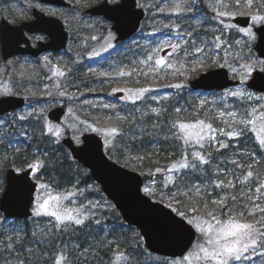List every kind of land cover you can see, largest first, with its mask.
Returning <instances> with one entry per match:
<instances>
[{
	"label": "trees",
	"instance_id": "trees-1",
	"mask_svg": "<svg viewBox=\"0 0 264 264\" xmlns=\"http://www.w3.org/2000/svg\"><path fill=\"white\" fill-rule=\"evenodd\" d=\"M70 1L73 2V0ZM96 1H90V6L94 5ZM168 1L153 0L151 5L146 8V18L139 32L131 40L120 43L119 47L104 59L94 62L86 55L78 59L80 55L75 50L73 56L75 59L77 58L78 62L74 69L66 71L65 76H62L60 89L75 96L76 102H73V107L71 110L69 109L68 114L77 116L82 122L81 129L84 124L109 131L112 127L118 129L117 134H111L112 147L106 153L120 165L139 172L144 178V185H147L148 181L155 177L156 189L150 195L153 200L172 208L179 215L183 213L184 215L180 216L187 220L207 219L206 216H203L205 204H208L211 209L213 207L212 200L226 197L227 204L232 206L231 195H237L241 202H245L244 197L240 196L241 192L252 195L255 193L256 187L264 184V149L259 147L251 127L248 128L244 136L239 138H229L222 135V132H217L218 140L229 144L227 149L219 151H217L218 145L215 142L205 143L203 149L191 145L185 146L182 140L172 136L169 128L176 121L193 122L196 119H205L206 122H212L214 128L223 127L227 131L229 129L223 121L229 118H219V111L235 112L238 119L248 118L251 108L256 107L260 110L264 100L255 98L249 100L247 97L232 96L223 98L221 97L223 92H195L191 87H184L166 97L160 92L165 88V85L171 82V79L165 80L160 74L151 72L144 76L141 72L132 70L131 76L123 77L119 81L129 89L149 88L150 91L144 94L142 100L135 103L132 101L122 102L112 108H107L103 104L84 103L87 99L102 95L100 84L102 80L87 72L95 64L116 63L118 66L131 69L148 68V65L139 64V61L146 59V56L152 53L156 43L171 35H181L187 32H192V37H189L188 43L184 44L179 61L192 62L194 60L192 57H183L185 48L190 51L195 46H199L204 37L215 40V37L219 36L220 31L215 29L219 20L212 19L214 13L211 11V7L214 0H195V4H193V0H187L184 6L191 8V11L180 14L168 11L174 5L171 2L170 6L167 4ZM223 2L228 6L223 10L231 11L234 15L248 14L249 11L255 14L256 9L264 14V7H261L259 0H254L251 10L243 7V0H241L239 8L235 7V0H223ZM166 4L167 8L161 12L159 9L164 8ZM201 14L205 15V20L201 18ZM78 31L80 34L90 33L87 29L80 27ZM193 38H195V45L192 44ZM236 39L237 35L232 31L227 43L233 46L232 60H230L240 64L247 61L241 59V56H248L255 51L247 52L245 45L238 47L235 44ZM74 40H76V34H72L70 37L71 43ZM15 59L10 62L16 61ZM10 62L8 61L9 64ZM151 63L149 62V64ZM47 76L42 71L32 76L18 77L16 68L11 69L8 64L0 63V78L8 80L13 85V94L26 97L27 105L32 104L33 96L41 95V89L47 81ZM254 94L260 97L264 95ZM204 95H208L210 98L205 100L207 103L201 107L200 101L202 100H199L198 96ZM177 107L181 109L180 113L175 112ZM152 108H159L160 114L152 113ZM258 113L259 111L256 114ZM12 115L16 116L17 114ZM120 117H127V119L120 120ZM0 120L4 122L0 124V196L5 189L7 168L23 170L29 165L39 164L34 177L40 182V185H46L43 189L40 187V190L53 194L70 195L75 199L73 204L77 208L87 212L88 215L95 213L91 209L89 201L94 197L104 200L105 195L93 180L90 171L78 161L71 160L68 149L61 144V141L47 132L46 114L41 117L31 116L24 120L15 117H4ZM154 124L158 127L153 128ZM78 131L66 130L65 134L79 138ZM165 136L168 138L165 139ZM197 150L209 159V164L200 163L195 169L177 170L179 165L184 162L182 157L187 154L191 160V153ZM251 153H255V156H252ZM232 160L243 165V168L232 164ZM173 164L177 165V169H173ZM248 165H252V168L249 169ZM160 168L173 170V177L166 184L157 172ZM249 170L253 171V177L244 181V175ZM221 180L225 184L232 181L235 188L217 187ZM90 184H95L96 188L86 190ZM196 187L200 188L199 193L196 192ZM256 195H259L260 199L255 203L264 207V188H261V192ZM249 207H251L250 202ZM193 209L196 211L193 212ZM236 210L243 211L247 221L253 219L247 215V209L240 207ZM217 215L223 219L226 213H217ZM95 220H99L100 224L97 225ZM56 223L54 218L46 215L39 217L34 215L30 219H15L10 222L5 219L0 222V249H3L8 243L15 244L17 250L23 245L24 248L30 250L29 252H20V258L25 260V264H53L55 255L60 249H63L64 254L69 257L70 264H84L83 261L76 259L79 250L75 249L74 245L80 244L83 247L87 242L91 246V255L87 264H119L122 260L126 264L151 263L150 259L145 257V253L148 256H152V254L147 253L144 243L138 240V238H142L140 233L137 234V237L133 235L132 227L122 220L115 207L100 209L95 217H89L85 226H75L71 222H65L59 227H54ZM32 233L35 235L33 236ZM258 249L264 253V248ZM118 254L124 255L117 260ZM9 259L11 264H16L14 258L9 257ZM254 260L255 262L252 264H264V255L260 254Z\"/></svg>",
	"mask_w": 264,
	"mask_h": 264
},
{
	"label": "water",
	"instance_id": "water-1",
	"mask_svg": "<svg viewBox=\"0 0 264 264\" xmlns=\"http://www.w3.org/2000/svg\"><path fill=\"white\" fill-rule=\"evenodd\" d=\"M43 3L59 7H70L67 0H40ZM86 14L102 16L113 23L112 29L117 34L116 42L132 38L145 18V10L137 7V0H121L111 4L108 0L86 10ZM35 17L18 26L11 25L3 19L0 25V44L3 60L17 55L39 56L43 52L60 51L66 48L69 33L64 23L54 17H49L33 10ZM233 22L242 28L249 27L254 21L249 15H239ZM255 28L258 42L255 46L260 58L264 59V36L260 29ZM25 32L44 33L49 37L47 42H40L38 48L31 46ZM25 44V46H24ZM176 49L166 48L162 56L171 55ZM240 80L231 78L230 72L224 67L202 73L192 80L190 85L195 91H223L239 86ZM255 85V86H254ZM264 71L255 70L246 86L258 93H264ZM123 93H117L122 96ZM26 105V99L21 96L9 95L0 98V116L20 110ZM66 109L57 106L48 112V118L61 123ZM74 160L80 162L91 172L92 178L101 185V189L120 212L124 222L138 228L144 239L146 248L153 254L168 258H182L193 246L197 239L196 228L187 220L177 215L171 208L161 202L154 201L143 192V176L117 162L111 160L104 149V141L96 133H86L82 143L76 144L70 136L62 140ZM35 167L17 172L8 168L5 172L6 187L0 197V210L9 219H26L33 215V204L38 183L33 180Z\"/></svg>",
	"mask_w": 264,
	"mask_h": 264
},
{
	"label": "rangeland",
	"instance_id": "rangeland-1",
	"mask_svg": "<svg viewBox=\"0 0 264 264\" xmlns=\"http://www.w3.org/2000/svg\"><path fill=\"white\" fill-rule=\"evenodd\" d=\"M90 1H93V0H73V2L71 1L73 4L72 7L69 9H65V8L43 4L39 0H0V22L2 18H6V20L9 21L12 25H19L24 21L31 20L33 18L32 10L34 8H37L39 11H41L42 13H44L45 15L49 17H54V18H58L62 20L65 24L67 31L70 34V37L72 34L74 35L76 34V40H74L73 43L69 41L68 47L64 51L44 53L38 58H33L30 56L29 57L24 56V57H19V58L16 57L15 60L17 62L13 61L9 64L8 61H4L2 59L1 51H0V63L8 64L9 66H11V69L16 68L18 70V77L19 76L21 77L32 76L42 71L46 75H48L47 81L45 82L44 86L41 89L42 90L41 95H38L39 97L33 96L32 104L27 105L24 109L20 110L19 112H16L17 114L16 116L10 114L6 116L5 118L15 117L19 119V117L24 116L26 117L25 119H27L31 116L41 117L43 114H46L47 126L51 125L54 131L56 129L61 130V134L59 137H56L55 135L51 133L58 141H61L62 138L66 136L65 134L66 130H76V131L79 130L78 133L80 137L85 133L93 132L101 136V138L105 142V151L107 152L108 149L111 150V147H112V142H111L112 135L109 130L101 129L94 125H90V124H86V125L84 124V126L81 129L80 124L82 122L77 118L75 114H71V115L67 114L63 120V123L60 125L53 124L49 122L47 119V113L50 109L61 105V106H65L68 110L69 109L71 110L73 107V102H76L75 101L76 98L74 95L67 93L64 89H60L62 86V83H61L62 77L53 75V72L57 68H59L60 70L64 72L74 69L76 63L78 62L77 58L75 59L73 56L74 55L73 52L75 50L78 53V55H80V58L78 59H81L83 55H86L88 59L94 60V62H96L95 60L104 59L105 57H107L108 54L112 53L120 45V43H117L115 41L116 33L112 30V22L106 20L103 17H92V16L86 15L85 10L87 8H90V3H89ZM102 1L103 0H97L95 4H99ZM119 1L120 0H114L113 2V0H109V2L113 4L118 3ZM152 2L153 0H138L139 7L145 10L148 6L151 5ZM171 2H173V4L175 3L185 4L187 3V0H169L167 4L171 6L170 4ZM167 4L166 6H164V9L167 8ZM223 9L224 8H219L218 10L226 11V9L225 10ZM211 11L214 13V16H215L216 12L213 10V5L211 7ZM234 16L235 15L233 14L230 17L222 18L224 20V25L221 24L220 26L221 28L220 30H223V31H221V35H219L220 37L219 42L212 40V39H208L207 37H204L202 39L203 41L200 43L199 47L204 48V54L196 53L194 49L190 50V52H192V55H189V56L194 59L192 62H189L186 60L183 62L179 61V56L181 55L183 51L185 40L189 38L188 36H186V34L189 32L181 34V35H171L169 37H166L165 39H162L158 43H156L153 49L159 46L161 50L157 56H154V59L162 56V51L165 48H168L166 46L167 44L170 43V44L181 45L180 49H177L170 56H168L169 62L174 63L175 67L173 69L165 68L161 72L155 73V74H160L165 80H167L168 78L171 79V82L168 85H165L164 86L165 88L161 90L162 91L160 92L161 95L169 97L172 95V92L179 91L180 89L184 87L185 88L190 87V81L194 80L202 73L207 72L211 69H216L220 67L227 68L233 77L238 78L240 80V76L243 75V73L240 71V65L247 63L249 61L246 59L247 61H243L240 64H237L231 61L232 60L231 56L233 54V50H232L233 46L227 43L228 41L227 38L229 36L230 30L233 29L232 31H234V34L237 35L235 44L238 45V47H241L246 44L247 36L245 33L239 32L237 30L240 27H237L233 24L232 18ZM201 18L204 19L205 15H201ZM219 19L221 18H217V20ZM229 24L234 25V27H231V28L226 27V25H229ZM258 25L260 24L254 22V24L251 26L254 32H255L254 30L255 27ZM79 27L83 29H87L88 32L90 33L80 34V32L78 31ZM256 36H257L256 41L251 44L250 48L247 47V52H250V50H254V47L256 46V43L258 41V35L256 34ZM92 37H97V39L93 40ZM31 39H32V43L35 45L37 41H46L48 38L45 34L38 33L36 35L31 36ZM237 41H239V43H237ZM214 43H220V47L218 48L214 47L213 46ZM109 45H111V47H109ZM93 53H99V55H94ZM44 57H48V60H45ZM183 57H187V56L183 55ZM257 57L258 55H256L255 58ZM200 62H203L207 66L201 69L198 66ZM181 64H183L182 68H181ZM153 67H154V64H153ZM193 68H196V71H193L192 70ZM233 68H236L237 71L233 72L232 70ZM143 69L145 72L149 71V67H148V68H136L135 72L140 73L141 70ZM177 69H179V71H176ZM256 69H260V68L258 67ZM121 70L125 72H130L133 70V68L131 69L127 67H121V66H118L116 63L106 64V65H104V63L95 64L94 67L89 68L87 72L92 73L93 76L102 80L100 82L102 86V93H101L102 95H99L98 97L92 98L90 100L87 99L84 101V103L85 104H103L104 106L108 105L109 107L107 108H112V106L116 104H121L122 102H126V103L130 102V100L125 99V97L129 95L128 91H123L122 92L123 95L121 97L117 96V93L119 92H115V93L113 92L114 88L129 89L124 85L123 82L119 81V79L128 76V75H124V76L118 75L117 73ZM255 70H253V72ZM180 72H183L184 74L181 75ZM103 73H107L108 75H102ZM252 73L250 77L252 76ZM250 77L248 78V80L250 79ZM38 80L42 81L41 79H38ZM246 82L243 85L244 89L247 92L252 93L253 98L259 99L260 96L254 94L253 91L248 89V87L246 86ZM176 83H182L184 86L182 88H175L171 86ZM57 84L60 85L59 88L55 86ZM5 87L11 89V93L5 94L3 91ZM240 87L241 85L225 90L223 94L221 95V97L223 98L229 97L230 96L228 95L229 92L234 91ZM131 90L134 93L137 89H131ZM60 91H64L66 95H63V96L59 95ZM13 92H14L13 85L8 80L0 78V97L7 96V95H13ZM209 98L210 96L208 95H204L200 97L198 96V99L202 101L208 100ZM259 115H260V111L258 114H256V117H258ZM222 135L224 134L222 133ZM76 141L78 143L81 142L79 138H77ZM71 160L73 159L71 158ZM157 172L159 173V175L162 176L165 184L168 183L173 177L172 169L160 168ZM155 180L156 178L154 177L148 181L147 185L143 186V191L145 188L149 189L148 192L144 191L149 196L156 189L157 181ZM95 188H96L95 184H90L86 187V190H94ZM49 195H52V196L59 195L61 197V203L69 209L77 208L73 204L75 202L74 201L75 199L70 195L53 194V193H50L49 191L39 190L36 194V202H35L33 210L36 207V203L38 199L42 200ZM64 197H67V199H64ZM109 202L110 200H108L106 196L104 200H101L99 197H94L91 201H89V203L91 205V209L95 213L91 215L89 214L88 216L95 217L98 214V211L102 208L112 209L114 206ZM5 219L6 218L4 214L0 211V222H2ZM10 221L12 220H8V222ZM132 231H133L132 232L133 235L137 237V234L139 233L138 230L132 227ZM138 240L144 243L142 238L141 239L138 238ZM202 243H203V240L201 238V233L198 232V239L194 247L192 248V250L186 256H189L190 253L196 252L198 250V247ZM147 253L149 252L147 251ZM261 253L263 252L260 251L258 248L256 249L255 253H252V251L250 250V252L246 254V256H249L250 259H246L242 261H233L232 264H252L255 262L254 260L255 257L259 256ZM145 255H146L145 257L149 258L151 261V263L148 262L145 264H188V262L183 259L184 257L180 259H172V258H161L160 256H157L154 254L152 256H148L145 253ZM153 261L155 262L152 263ZM119 264H126V262L122 260V262H120ZM192 264H197V262L193 260Z\"/></svg>",
	"mask_w": 264,
	"mask_h": 264
},
{
	"label": "snow or ice",
	"instance_id": "snow-or-ice-1",
	"mask_svg": "<svg viewBox=\"0 0 264 264\" xmlns=\"http://www.w3.org/2000/svg\"><path fill=\"white\" fill-rule=\"evenodd\" d=\"M114 2V0H113ZM261 7H264V0H259ZM193 4H195V0H193ZM254 5V0H243V7L252 9ZM241 6V0H235V7L239 8ZM228 6L224 4L223 0H214L213 10L216 12V15L212 17V19H219L220 24H224L223 17H230L234 13L231 11H219V8H227ZM161 12L165 11L164 8L159 9ZM169 12L173 13H183L185 11H191V8H186L183 3H175L172 8L168 9ZM252 21L264 25V14L260 13L259 9H256V14H252L251 11L248 13ZM226 27H234V25H226ZM239 32L245 33L247 36V42L245 47L250 48L251 44L254 43L257 39L256 33L253 31L252 27H244L238 28ZM261 35L264 36V27L260 29ZM188 37H192V33L189 32L186 34ZM93 40L97 39V37H92ZM215 41L219 42L220 37H215ZM188 43V40H185V44ZM239 43V41H237ZM192 44L195 45V38L192 39ZM167 47L172 49H180L181 45L179 44H167ZM214 47H220V43H214ZM111 47V45H109ZM160 47L153 49L151 54L146 56V59L140 60L139 64L148 65L149 71L144 72L141 70V74L147 76L149 72L159 73L163 69H173L175 67L174 63L169 62L167 56H160L159 58L154 59V56H157L160 52ZM194 51L199 54H204V48L196 46ZM94 55H99V53H93ZM184 55L189 56L192 55L187 48L184 49ZM255 57V53L252 52L248 56H241V59H247L249 62L240 65V71L243 75L240 76L241 87L231 91L228 95L232 97H247L249 100L253 99V94L247 92L243 85L250 77L253 70L256 68H260L261 71H264V59L259 57L252 59ZM45 60H48V57H44ZM152 62V64H149ZM11 63V62H10ZM154 64V67H153ZM201 69L206 67L207 65L203 62H200L198 65ZM183 64H181V68ZM196 71V68L192 69ZM233 72H236L237 69L233 68ZM136 71V69H133ZM176 71H179L177 69ZM120 76L132 75V71L125 72L123 70L117 73ZM175 74V73H174ZM183 75V72H180ZM53 75L55 76H65V72L57 68ZM102 75H108L107 73H103ZM57 88L60 87L59 84L55 85ZM175 88H182L184 85L182 83H176L171 85ZM255 86V85H254ZM260 87H264V85H260ZM5 94L11 93V89L5 87L3 89ZM128 91L129 95L125 97V99L132 101L135 103L138 100H142L144 94L150 91L149 88H139L134 93L131 89H122V88H114L113 92H123ZM59 95H66L64 91H60ZM259 99L264 100V95L259 97ZM207 101H200V106L203 107ZM105 107H109L105 105ZM114 107V106H112ZM260 111V115L256 117V113ZM152 113L160 114L161 110L159 108H152ZM176 113H180L181 109L179 107L175 108ZM219 118L228 117L229 119L224 120V124L227 126L229 130H225V128H214L212 122H206L205 119H196L193 122H181L176 121L171 124L169 131L172 136L176 139L182 140L185 146H193L199 149H203L205 143L211 144L215 142L218 145L217 151L220 149H227L229 144L223 143L218 140L217 132H222L225 136L229 138H239L245 135L246 131L249 127H251L252 132L255 133V139L258 141L259 147L264 149V105L261 106V109L258 110L256 107L251 108V113L248 118H237V113L235 112H218ZM256 117V118H252ZM26 117H19L20 120H24ZM120 120H126L127 117H120ZM4 123L0 120V124ZM153 128H157L158 125H152ZM175 129V131H172ZM95 130V129H94ZM47 132L52 133L56 137H59L61 134L60 129H56L54 131L51 125L47 126ZM111 134H117L118 129L116 127H112L110 130ZM165 139L168 137L165 136ZM252 156H255V153H251ZM192 159L189 160L188 155L185 154L182 158L184 162L179 165V169H177V165L173 164V169H195L202 164H209V159L206 158L201 151L197 150L191 153ZM232 164L236 165L239 168H243V165L238 164L236 160L231 161ZM40 165H29L32 167H39ZM249 169L252 168V165H248ZM253 177V171H247L246 175H244V181H248L249 178ZM243 183V182H242ZM40 187L43 189L46 185L41 184ZM217 187L224 188H235V184L232 181H228L227 184L223 180H221ZM261 188H264V184L256 187L255 193L249 195L246 192H241L240 196L244 197L245 202H241L237 195H231V200L233 202L232 206L227 204V198L221 197L220 199H214L211 201L213 207L209 209L208 204L204 205V213L203 216H206L207 219H190L188 223L194 225L196 230L201 233V238L203 243L198 247V250L194 253H190L189 256H185L183 259L188 262V264H192V261L195 260L197 264H232L233 261H242L246 259H250L249 256H246L247 253L252 251V253L256 252L257 248H264V207H262L259 203H255V201L260 199L257 193L261 192ZM145 192H148L149 189L145 188ZM196 192H200V188L196 187ZM251 192V189H249ZM67 199V197H64ZM249 202L251 203V207H249ZM243 207L247 209V215L249 217H253L251 221H247L245 219V213L243 211H237L236 209ZM193 212L196 209L192 210ZM75 212V214H73ZM217 213L225 214V218L221 219ZM259 213V215H257ZM34 215L39 217L41 215H46L48 217L54 218L57 222L54 227H59L61 224H65V222H71L75 226H85V222L89 219L87 212L83 211L80 208L69 209L65 207L61 203V197L59 195H49L44 199H38L36 203V207L34 209ZM180 215H184L180 213ZM97 225L100 224L99 220H95ZM34 236L35 233H32ZM17 239H19L17 237ZM75 249H78V255L76 259L79 261H83L84 264H87L89 256L91 255V246L85 243L83 247L80 244L74 245ZM11 250V251H9ZM29 249L20 246L19 250L16 249L15 244L8 243L5 245L3 249H0V264H11L9 257H12L16 260V264H25V260L20 258V252H29ZM7 253V255H5ZM264 255V253H261ZM124 254H118L117 260L121 258ZM53 264H70L69 257L64 254L63 249H60L54 257Z\"/></svg>",
	"mask_w": 264,
	"mask_h": 264
},
{
	"label": "flooded vegetation",
	"instance_id": "flooded-vegetation-1",
	"mask_svg": "<svg viewBox=\"0 0 264 264\" xmlns=\"http://www.w3.org/2000/svg\"><path fill=\"white\" fill-rule=\"evenodd\" d=\"M34 9H35V8H34ZM34 9H33V10H34ZM33 10H32V15H33ZM3 19H6V18H2V19H1V22H2ZM32 20H34V17H33L31 20H27V21H32ZM1 22H0V25H1ZM24 22H26V21H24ZM22 23H23V22H22ZM22 23H21V24H22ZM19 25H20V24H19ZM15 26H18V25H15ZM38 33H41V32H38ZM38 33H28V32H25V35H26V37L29 39V41H30V43H31V46L34 47V48H38L40 42H47V40H46V41H37L36 44L34 45V44L32 43L31 36L36 35V34H38ZM24 46H25V44H24ZM46 53H48V52H46ZM41 55H43V54H40V55L37 56V57H40ZM29 56L32 57L31 55H29ZM29 56H28V57H29ZM22 57H24V56H22ZM33 58H34V57H33Z\"/></svg>",
	"mask_w": 264,
	"mask_h": 264
}]
</instances>
